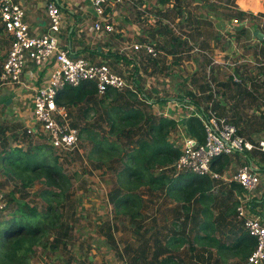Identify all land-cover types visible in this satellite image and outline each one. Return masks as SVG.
Here are the masks:
<instances>
[{
    "label": "rangeland",
    "instance_id": "obj_1",
    "mask_svg": "<svg viewBox=\"0 0 264 264\" xmlns=\"http://www.w3.org/2000/svg\"><path fill=\"white\" fill-rule=\"evenodd\" d=\"M232 5L233 0H123L113 10L114 31L101 35L102 43L97 41L98 43L92 44L95 50H99V44L103 46V58L92 61L105 62L127 80L133 72L135 82L145 94L155 100L153 103H146L140 98L135 104L146 114H166L164 117L178 122H183L187 114L197 110L185 108L182 103L185 100L182 99L191 98L188 95L191 92L200 105H208L209 102L198 91L209 89L215 101L224 105L225 114L219 115L227 117L229 121L236 117L240 126L238 128L244 137L256 143L261 136V123L264 124V86L261 85L264 82V63L259 65L264 57L258 56V46L255 45L258 44L255 39V22L241 30L237 22L232 20L236 13ZM92 20L93 18L89 19L90 24ZM7 37L4 40L8 42ZM259 39L264 38L261 36ZM2 41L0 39V68L7 51L6 44ZM134 44L142 47L133 49ZM145 45H151L156 55L149 54ZM169 50H174V53H168ZM104 52L123 55L124 59L116 60L112 56H106ZM85 58L95 59L91 55ZM224 82L230 85L228 94L235 96L227 98L220 95ZM38 83L40 84L39 81L35 82ZM134 88L136 89L135 86ZM238 88H246L253 93L254 98L238 95ZM30 92V89L21 91L22 97L17 100L18 107L4 103L0 107V137L8 139L7 142L0 143V154L4 147H50L44 136L30 135L26 131L27 125L31 123L32 113L25 117L23 109L28 106L32 110V102L24 94ZM94 96L95 99L78 104L60 103L69 111L73 125L81 130L78 148L58 160L70 182L64 194L51 202L60 213V240L55 248L36 247V252L25 264H163L165 259L168 262L164 264H186L190 259H195L200 264L209 262L207 255L200 257L202 248L197 251L189 250L187 245L180 248V245L168 241L169 238L182 235V220H185L187 214L189 218L195 209L201 208L196 197L190 202L192 211L187 213L180 207L181 203L170 200L162 190L141 186L134 190V194H138L141 199L139 213L134 218L115 213L109 194L118 188L116 168L118 166L119 169L122 165L117 160L116 164L108 163V158L102 156L104 164L97 167L99 156L89 158L92 142L88 138V132L82 129L88 127L94 132L93 137L100 139L106 135L109 141L121 144L116 135L107 133L108 124L104 118L99 119V116H104V109L111 99L107 98L104 104H100L97 101L102 100L103 96L96 93ZM160 98L165 101H159ZM197 98L203 102L200 103ZM1 101L4 102V98ZM175 102L181 103L180 110L174 106ZM26 119L29 120L28 124H24ZM167 139L180 147L179 125L171 130ZM123 141L128 140L125 138ZM50 151L56 154L51 148ZM244 153L253 159L263 173L264 152ZM243 161L241 153L226 157L219 172L229 176ZM153 172H163L174 177L171 165L162 170L154 169ZM212 182L210 193L215 200L208 202L210 212L213 205L223 204V200H231L229 205L232 209L235 191L231 197L224 193V189L229 188L230 184L221 180ZM44 187L45 184L40 181L23 187L16 177L0 166V194H3L6 201V207L0 211V221L7 218L15 199L35 205L44 212L47 202L40 195ZM50 190L59 192L57 187H51ZM235 190L240 192V189ZM195 230L186 225L183 235L192 236ZM48 237L50 242L53 234ZM158 238L167 240L166 247L162 243L157 244ZM225 257H216L213 263L235 264L239 261L234 258L225 263Z\"/></svg>",
    "mask_w": 264,
    "mask_h": 264
},
{
    "label": "trees",
    "instance_id": "obj_2",
    "mask_svg": "<svg viewBox=\"0 0 264 264\" xmlns=\"http://www.w3.org/2000/svg\"><path fill=\"white\" fill-rule=\"evenodd\" d=\"M247 15L249 14H245L243 11H236L232 18L239 21L243 20ZM239 26L242 27L241 25ZM168 53L173 54L174 50H169ZM106 55L124 59V56L119 54L107 53ZM261 85L264 86V82ZM134 86L136 89L126 88L121 91L109 89L102 95L103 99L100 101L98 99L97 101L100 104H104L107 98L111 99L104 109V116H99V119L101 117L104 118V121L108 124L107 133L116 135L120 139L121 145L109 141L106 135L101 136L100 139L93 137L92 134L94 132L88 127H83L82 129L88 132V138L92 142L89 158L93 159L96 155L99 156L97 158L99 161L97 167L104 164L102 156L108 158L106 159L108 163L116 164L119 161L122 165L121 168L118 169V166L116 168V171L118 170V188L109 194V200L115 213L127 215L130 218H134L139 213L138 209L141 206V199L138 194H134V190L141 186L162 190L170 200L181 203L180 207L187 213L192 211L190 202L194 201L196 197L197 203H200L202 208L199 210L195 209L191 217L195 221L198 218V214L203 215L204 220L203 223L200 222V225L205 230V233L204 235L195 236V240L202 244L216 247L219 258L233 256L240 262L245 261L254 247L255 240L244 231L240 223L239 231H242L238 232L237 236L234 233V239L228 238V242H225L218 240L214 236V228L210 224L211 212L208 207V202L215 200V197L210 193V189L213 186L211 179L191 173L169 177L163 172L158 174L153 172L154 169L162 170V168L170 165L178 157V147L167 139L169 133L175 129L178 122L164 116H155L153 113L146 114L135 103L140 98L146 103H153L155 100L145 94L136 82ZM237 90L240 96H251L246 88H238ZM95 93V83L84 81L75 87H64L59 91L56 98L59 104L62 102L78 104L95 99ZM188 95L192 96L189 98L190 103L200 105L198 100L194 99L196 96L191 92ZM204 98L205 101L212 102L213 108L218 109L219 114H225L224 105L218 100L215 101L211 92L205 95ZM180 99L182 98L180 97ZM182 100L186 99L183 98ZM159 101H165V99L160 98ZM232 119L231 123L243 135L238 128L236 117ZM182 124L189 135L196 137L200 141L204 139L202 123L196 116H189ZM261 126V128H264L263 122ZM97 135L96 133L95 136ZM125 138L128 141H123ZM5 142H7L6 137H0V143ZM50 148L53 150L51 146L44 148L42 145L28 147L27 149H23L21 146L4 147L1 150L0 166L5 167L9 173L16 177L23 187L32 186L36 181L45 184L40 195L47 202V206L45 211L41 212L37 206L15 199L13 202L14 206L8 212L7 218L0 221V264H25L36 252V247L40 246L42 249L46 246L55 248L58 245L60 240L58 235L62 224L60 223L58 208L53 206L51 202L64 194L70 182L69 178L63 173L58 161L60 157L57 154H53ZM226 157L221 155L214 159L212 162L213 169L218 172L221 171L222 162L226 160ZM230 185L231 190L240 189L236 183H231ZM51 187H57L59 192L50 190ZM10 199L14 200V197ZM234 207L235 202L233 201L232 212H234ZM187 218L188 214L182 225V235L185 231ZM50 234H53V237L48 242V235ZM168 241L173 244H183L186 241V237L180 235L179 238L172 237ZM165 262H168V260L165 259L163 264Z\"/></svg>",
    "mask_w": 264,
    "mask_h": 264
},
{
    "label": "built area",
    "instance_id": "obj_3",
    "mask_svg": "<svg viewBox=\"0 0 264 264\" xmlns=\"http://www.w3.org/2000/svg\"><path fill=\"white\" fill-rule=\"evenodd\" d=\"M92 10L90 31L98 35L112 33L114 23L112 11L123 0H89ZM48 24L44 33L36 35L30 31L25 20L24 7L16 0H0V22L10 37V45L0 69V107L1 91L7 85L22 84L21 76L28 62L37 70H42L50 63L48 79L44 84H31L32 120L27 125L30 135H42L55 153L62 158L78 148L81 133L72 124L71 116L65 106L57 102V94L66 86L75 87L84 81L95 83L96 94L102 96L109 89L121 91L134 88L136 76L129 74L128 80L123 74L113 71L105 62H92L81 55L71 52L67 43L62 44L61 34L69 29L60 6L53 0L45 5ZM247 15L243 20L232 19L242 27L251 24ZM264 19V18H263ZM250 23V24H249ZM133 49L140 45L134 44ZM152 56L156 55L151 45L144 46ZM237 79V78H236ZM196 112L202 123L204 139L198 140L189 135L182 123L181 142L178 157L170 164L173 175L191 173L206 176L211 180H221L228 184L236 183L240 192L234 193V212L236 220L244 231L254 238L255 244L245 261L241 264H262L264 262V214L256 208L253 201L254 190L260 183L259 168L245 151L264 152V135L256 143L246 139L237 127L208 105L189 103V109ZM242 154L244 161L229 176L213 169L212 162L221 155L227 157ZM6 207L3 194H0V211Z\"/></svg>",
    "mask_w": 264,
    "mask_h": 264
},
{
    "label": "crops",
    "instance_id": "obj_4",
    "mask_svg": "<svg viewBox=\"0 0 264 264\" xmlns=\"http://www.w3.org/2000/svg\"><path fill=\"white\" fill-rule=\"evenodd\" d=\"M16 1L19 2L24 7L25 20L29 24L31 33L36 34V35L44 33L47 29V24H48V18H47L45 5L47 2H49L51 0H16ZM53 1L57 2L59 4L61 12L64 16V19L69 26V29L67 30V32L61 34V36H60L61 43L62 44L67 43L70 47L71 52L75 55H81V56H85V57H88V55H91L92 57L95 58V59L88 58V60H90V61L103 58L101 53H102V51H105V50L103 49L102 45L99 44V47H97V48H99V50H95L92 48L93 47L92 44L96 43L97 41H100L99 43H102L103 40L101 38L102 37L101 35L93 33L89 30V27L91 25L89 22V19L93 18L91 6H90V1L89 0H53ZM232 6L236 9V11H243V12H245V14H249L251 16V17H249V18H251V20H250L251 24H253V22H255V39L258 43L255 45L258 46V56H260V58L264 57V39L263 40L259 39V38H261V36H263V38H264V22H262V21H264L263 20V18H264V0H233ZM112 15H113V11H112ZM238 27L240 29L242 28L241 30L244 29L243 27H240V26H238ZM80 33H82V34L80 35ZM6 37L8 38V42H7V40H4ZM0 39L3 40L2 42H4L6 44L5 46L7 47V50H8V47L10 45V37L5 32V30L3 29L1 22H0ZM178 45H179V43H178ZM140 47H142V46L140 45ZM104 54L106 55L105 52H104ZM255 54H257V53H255ZM112 57L115 58L114 56H112ZM115 59L119 60L120 58H115ZM92 62H95V61H92ZM98 62H102V61H98ZM263 63H264V61L260 62L259 65H261ZM1 66H2V64H1ZM50 66H51V64L48 63L44 69L37 70L31 62H28L24 71H23V74L21 76L22 84H20V85H7V86H4L2 88L1 98L2 99L4 98V102L3 101L2 102L6 105L10 104L13 107H18L17 106V100L22 97L21 91H25V90L29 89V86L31 84H35V82H38V81L40 82V84H44L48 79V73H49ZM117 73H119V72H117ZM132 74H133V72H132ZM135 80L136 79H134L133 81L135 82ZM30 81H31V83H30ZM224 83L221 87V90H220L221 94L220 95H222V96L225 95L227 98L230 96L231 97L235 96V95L228 94V91L230 89V85L228 83H225V84ZM255 89H257V88H255ZM200 92L202 93L201 94L202 97H204L205 95H207L209 93V89H207V90L202 89L201 91H198V94H200ZM248 92H250V91H248ZM237 94H239L238 90H237ZM250 94H251V96H249V97L254 98L253 93L250 92ZM31 95H32V91L29 94H26V95L24 94V96L30 97L31 102H32V96ZM198 99L200 100V103L203 102V101H201L200 98H198ZM263 99H264V97H263ZM263 99H262V101H263ZM8 100H10V101H8ZM6 102H9V103L7 104ZM161 102H164V101H161ZM182 103L185 104L184 105L185 108L189 109V103H190L189 99L186 98L185 102H182ZM12 106H11V108H12ZM174 106L180 110L181 103L175 102ZM23 110H24L25 117H29L32 113L31 108L28 106L24 107ZM214 110L217 113L219 112V110H217L215 108H214ZM17 111L21 112L20 109H17ZM163 115L166 116V114H163ZM185 118H186V116H185ZM20 119H23V118H20ZM26 120H25L24 124L29 123V120H27V121ZM173 120L177 121L176 119H173ZM178 123H182V122H178ZM260 132H261V136H260V138H261L264 135V128H262ZM6 140L8 141L7 138H6ZM259 170H260V168H259ZM259 174H260L261 180H260V183L258 185V188L253 193V201L255 203L256 208L260 211V213L264 214V172L261 173V171H259ZM228 190H229V192H228ZM234 191L236 192L235 189L231 190V185H229V188L224 189L225 195H227L229 197L233 196ZM230 201L231 200H227V201L223 200V204H219V205L215 204V205H213V207L211 209L212 212H211V219H210L211 223L210 224H211L212 228H214V233H215L214 236L218 240L225 241V242H228V238L234 239V235H233L234 233L236 234L235 236H237L238 232L242 231V230L239 231L240 230L239 229V222L235 218V213L232 212V209H230V205H229ZM198 206H199V204H197L196 207H198ZM199 207L202 208V205H200ZM216 217H218V218L215 219ZM193 219L194 218L190 216L187 219L186 225H189V227L191 229H194V230L196 229L195 230L196 232L194 231L192 236H190L189 234L186 235L187 237L185 235H181V236L186 237V241L183 244H177V245H180L179 246L180 248L187 245L189 250L194 249L195 251H197L198 248H202L203 250L200 252L202 255L200 257L207 255V258L209 259V262H207L205 264H214L213 263L214 259L216 257L219 258L218 254L216 252L217 249L212 245H210V246L200 245L195 241V236L204 235V233H205V230L203 228H201V225H200V222L203 223V220H202L203 217H202V215H200V216L198 215V218H196L195 221ZM182 221H184V219ZM209 231H206V232H209ZM166 241H167L166 239H160V238L156 239V242L158 245H161V243H162V246L164 245L165 247H166ZM228 257H233V256H228ZM234 258L225 257V263H226V260L234 259ZM219 259H221V257ZM235 262H232V263H235ZM241 262L238 261L235 264H241ZM186 264H200V263L197 262L195 259H193V260L190 259Z\"/></svg>",
    "mask_w": 264,
    "mask_h": 264
},
{
    "label": "water",
    "instance_id": "obj_5",
    "mask_svg": "<svg viewBox=\"0 0 264 264\" xmlns=\"http://www.w3.org/2000/svg\"><path fill=\"white\" fill-rule=\"evenodd\" d=\"M8 101H10V100H8ZM7 104L9 103V102H6Z\"/></svg>",
    "mask_w": 264,
    "mask_h": 264
}]
</instances>
